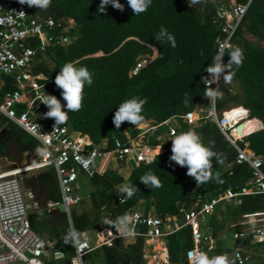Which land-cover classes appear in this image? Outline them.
Masks as SVG:
<instances>
[{
    "label": "trees",
    "instance_id": "obj_1",
    "mask_svg": "<svg viewBox=\"0 0 264 264\" xmlns=\"http://www.w3.org/2000/svg\"><path fill=\"white\" fill-rule=\"evenodd\" d=\"M245 4L248 0H225ZM102 0H51L47 10H40L44 16H53L64 24H73V41L65 46L49 49L37 57L33 69L35 74H44L54 79L68 62L77 68L87 67L92 74L93 83L85 84L83 107L79 112H69L65 124L74 131L89 138L91 147L106 143L112 149L116 139L127 142L124 130L130 136L140 131L134 125L125 122L119 129L113 124L115 112L122 102L132 98L146 99L142 115L145 122L155 120L162 123L176 118L179 133L195 131L201 142L219 155L223 163L212 158L213 179L197 186L194 178L187 175V168L170 161L172 140L161 138L159 132L147 137V142L157 150L152 163H140L124 178L118 170L108 169L105 173H95L89 177L91 191L89 200L91 211L78 213L71 211L72 226L67 214L59 212L45 213L42 217L31 216L33 228L39 233L47 230L53 242L66 252L74 255V247L64 243L69 228L81 235L89 230L100 233L106 225L123 216L127 210L144 207L145 213L153 210L156 215L180 216L181 207L190 208L198 196L205 200L218 197L226 189L238 190L248 184L252 177L247 164H236L237 150L232 147L217 125L211 120H202L198 125L190 126L182 116L208 106L205 97L203 78L208 75L205 69L212 64L218 54L217 40L223 39L224 19L218 17L214 4L207 0L190 5L189 0H152L148 10L135 16L127 0H119L124 11L115 9L111 4L105 13L99 12ZM161 27L167 29L176 40L172 47L167 39L157 41L155 36ZM247 35L264 42V0H251L248 10L236 29L229 45L224 50L223 62L228 63L230 51L234 47L243 50V66H233L235 76L231 84H226L221 75L219 91L222 98L216 99L217 112L226 110L230 103L234 107H244L249 111V119L257 118L264 122V47L253 44ZM148 65L136 75H130L141 58L154 55ZM6 78L5 89L16 88L13 81ZM43 84L41 94L58 98V87L53 82L40 81ZM187 94V95H186ZM187 100V104L184 101ZM67 111V108L64 107ZM49 111L47 106L35 113L34 119L48 128L55 121L44 118ZM258 120V121H259ZM13 141L22 153L31 152L39 143L14 123L0 115V158L4 157L7 146ZM240 147L249 148L263 160L264 171V127L246 136ZM122 166V164H121ZM147 172L157 175L162 187L153 188L140 182ZM218 177V179L216 178ZM127 183L137 188L131 198L124 203L117 200L118 186ZM28 189H40L47 200L61 202V191L54 168H46L37 176H28L24 180ZM264 212V193L246 195L241 204L223 201L210 217L215 246L213 250H204L209 258L227 255L237 247H248L247 239L229 235L233 225L245 217ZM40 223L42 225H40ZM143 239L135 244L124 245L122 239H114L89 252L87 264H147L143 260ZM171 264L187 262L186 253L193 247L192 229L187 226L166 238ZM264 242V241H263ZM162 256L166 257L165 252ZM229 260H234L229 257ZM197 261V259L195 260Z\"/></svg>",
    "mask_w": 264,
    "mask_h": 264
},
{
    "label": "built area",
    "instance_id": "obj_2",
    "mask_svg": "<svg viewBox=\"0 0 264 264\" xmlns=\"http://www.w3.org/2000/svg\"><path fill=\"white\" fill-rule=\"evenodd\" d=\"M207 1L215 5L218 17L224 19L222 32L225 37L217 40L219 53L222 47L224 51L229 45L251 0L245 4L225 0ZM21 11L25 13L24 16L19 15ZM73 28L72 23L64 24L53 16H44L38 8L21 5L18 0H0V115L34 138L39 143V147L47 149L46 155L38 154L37 148L23 153L21 165H17L5 156L0 158L8 164L4 168L0 166V264H49L53 261L73 264V261L77 259L76 248L74 247V255L69 258L65 251L33 228L31 215L39 216L45 212L50 214L62 205V211L71 221V208L82 201V197L77 192L82 175L89 178L95 173L103 174L110 169L111 164H123L134 169L140 163L153 160L157 154V150L147 142L149 135L159 132L158 139H161L162 127L166 129L165 137L171 140L175 135L180 134L176 118H170L162 123L149 120L143 126L137 127L140 132L134 137L124 130L127 142L123 143L116 139L113 148L107 149L106 143L91 147L86 135L74 131L67 125H59L56 130L53 127L54 124L43 128L33 116L44 105L41 103L43 84L40 81L50 83L55 81V78L48 79L42 73L35 74L33 69L40 54L52 48L68 45L73 41L74 36L71 34ZM154 57L153 55L149 58H141L131 70L130 75H136ZM5 77L10 78L16 88L5 89ZM205 77L212 79L209 74ZM219 83L220 81H211L209 86L216 89ZM57 94L61 104L66 107L62 90L58 88ZM215 104L216 100L214 103L209 100L206 108L193 110L182 116V119L190 126L198 125L202 120L213 121L229 144L237 150L236 164H247L251 169L252 177L248 184L238 190L229 187L218 197L210 200L198 196L192 207L180 208V216L161 217L145 213L141 207L127 210L125 214L132 217L129 227L133 229L134 235L125 236L116 231L103 241L98 240L97 246L110 243L114 239L133 243H136L139 238L145 241H160L189 226L192 229L194 245L187 251L186 256L189 261H194L204 250L210 251L214 248V238L206 221L221 202L230 201L239 205L243 196L264 193L262 158L251 149L240 147V143L246 136L264 126L261 123L249 133H243V127L240 134L237 132L240 124L244 126L246 121L257 118L249 119V111L245 110L248 114L247 118L235 115L230 119L226 116L227 110L217 112ZM78 157L91 159L92 162L87 169ZM50 167L54 168L57 174L61 202L48 201L43 208L36 194L39 189L26 188L24 180L28 173L38 174ZM37 174L33 176L36 177ZM117 200L119 203H124L126 197L118 194ZM106 225H109V222ZM202 225L206 226L205 232L200 229ZM239 225L244 227V230L234 233V238L251 236L257 242L264 241V212L245 217ZM80 240L81 243L86 244V247L79 252L80 264H87L85 257L94 247L89 237L82 236ZM57 253L62 255L58 256ZM229 257L234 260V264H249L242 248H235Z\"/></svg>",
    "mask_w": 264,
    "mask_h": 264
},
{
    "label": "clouds",
    "instance_id": "obj_3",
    "mask_svg": "<svg viewBox=\"0 0 264 264\" xmlns=\"http://www.w3.org/2000/svg\"><path fill=\"white\" fill-rule=\"evenodd\" d=\"M201 0H189L190 5L200 3ZM21 5H27L28 7H36L40 10H47L51 4V0H18ZM152 3V0H127L128 6L132 9L135 16L144 13L148 10ZM111 4L115 9L124 11V5H122L119 0H102L99 5V12L105 13L107 6ZM20 16H24V12H19ZM157 41L167 39L172 45L176 46V40L173 35L168 33L167 29L161 27L160 32L155 36ZM229 61L227 64L223 62L224 51L223 47L220 49L219 53L213 57L211 66L207 67L205 71L211 76V80L208 77L203 78L205 84V97L214 103L216 99L222 98L223 93L219 91L218 88L213 89L209 86L211 81L219 82L221 75H223L224 82L226 84H231L235 72L233 71V66L237 69L243 66V50L239 47H234L229 54ZM93 83L92 74L87 67L77 68L74 63H66L60 70L59 74L55 78L56 86L62 90L63 100L66 101L67 111L64 110V105L61 104L60 100L53 95H45L42 98L41 103L47 106L49 111L44 114V118H51L55 121L53 125L56 130L59 125L65 124L68 120L69 112H79L83 107V92L85 84L91 85ZM187 95V94H186ZM147 103L146 99L132 98L125 100L120 104L118 110L115 112L113 118V124L117 129L125 122H128L135 127H141L145 123V118L142 115L143 106ZM187 104V100L184 101ZM36 152L40 155H46L47 149L43 147H38ZM172 155L170 161L175 162V164L186 167L187 175L194 178L197 186L205 184L213 179L212 172V158L216 157L218 162L223 163L220 160L219 155L211 150V148L205 146L198 134L189 130L183 132L179 135H175L172 140ZM81 160L85 169L89 167L92 162L91 159ZM149 164L152 160L147 161ZM218 179V177H216ZM140 182L144 185L153 188L162 187L161 181L157 175L152 172H147L140 178ZM137 188L130 186L127 183L118 186V194H126L127 198H131ZM132 222V217L125 214L123 216L117 217L115 221H110L112 227L116 231L125 236L134 235V231L129 225ZM80 233L74 228L70 227L68 233L64 237V243L69 244L76 248L77 259L73 261V264H80L79 252L86 247V244L81 243ZM58 256L62 255L57 253ZM196 264H233L229 260L227 255H218L209 258L205 253H200Z\"/></svg>",
    "mask_w": 264,
    "mask_h": 264
},
{
    "label": "crops",
    "instance_id": "obj_4",
    "mask_svg": "<svg viewBox=\"0 0 264 264\" xmlns=\"http://www.w3.org/2000/svg\"><path fill=\"white\" fill-rule=\"evenodd\" d=\"M5 81H6V79H5ZM34 115H35V113L33 114V116ZM161 130H163V135H162L161 138H166L165 135H164V131L166 129L164 127H162ZM109 168L118 170V172L122 176H124V178H128V176L130 175L131 171L133 170L131 168L126 167L123 164H122V166H121V164H118V165L117 164H111ZM79 191L80 192L82 191V187L80 185H79V189L77 190V192H79ZM90 191H91V188H90L89 191H87V193H86L87 195L85 197H83L84 199H87L88 202H90V200H89V192ZM37 195H38L37 197L39 198V200H40V198L42 196H44L40 189L38 190V194ZM83 198H82V200H83ZM48 201H50V200H47L46 202H48ZM50 202H52V201H50ZM141 208L145 211L143 206ZM60 210H62V209H58V210H56L54 212H59ZM88 211L89 210H87L86 212H88ZM45 213H43V215H39V216L32 214L31 216L42 217V216H44ZM149 213L156 215L155 212L153 210H151V208L149 210ZM211 216H209L207 218L206 223L209 221ZM241 220H243V219H241ZM241 220H239L235 225L232 226L233 227V231H230L229 235H230L231 232L237 233V232H240V231L244 230V227L239 225ZM70 223H71V226H72V221H70ZM205 228H206V226L202 225L200 229L202 230V232H205ZM115 233H116V229L115 228H114V230L106 228L102 232L101 235H100V233H94L93 230H89V231H86L84 233V236H87V237L90 238L91 243H92V245L94 247L93 250H95V249H97L98 247L101 246V245L97 246L96 243H97L98 240L103 241L104 238H107L110 235L115 234ZM40 234L42 236H44L46 239H48V240L53 242V239L50 236L49 230H47L44 233L42 232ZM212 236H213V234H212ZM232 237H234V234H233ZM166 238H167V236L163 240H160V241H151V240H146V241L144 240L143 241L142 256H143V260H146L147 264H171L170 253H169V249H168V246H167ZM241 239H247L250 242V245L248 247H238V248H242L245 257L248 258V263L251 262V264H264V260L262 259V257L264 256V252H263V250H264V242H257L251 236H248V237H245V238H241ZM122 241H123L124 245L135 244L133 242H127L125 240H122ZM193 245H194V243H193ZM214 246H215V242H214ZM162 252H165L166 257L162 256ZM186 259H187V256H186ZM59 262H62L61 264H65V261H53V262H50L49 264H56V263H59ZM183 264H196V261L195 260L194 261H189L187 259V262H185Z\"/></svg>",
    "mask_w": 264,
    "mask_h": 264
},
{
    "label": "rangeland",
    "instance_id": "obj_5",
    "mask_svg": "<svg viewBox=\"0 0 264 264\" xmlns=\"http://www.w3.org/2000/svg\"><path fill=\"white\" fill-rule=\"evenodd\" d=\"M247 39L248 40H250L253 44H255V45H258V46H263L264 47V42H262V41H259V40H257L255 37H252V36H250V35H247ZM157 51L156 50H154V56H157ZM232 106H233V104L231 105V103H230V105L228 104L226 107H225V109L228 111V109L229 108H232ZM242 107H234V109H235V111L234 112H236V111H239L240 109H241ZM244 108V107H243ZM229 110H231V109H229ZM247 110V109H246ZM233 112V113H234ZM232 112H228L227 114H231ZM7 165L8 164H6V163H4L2 160H0V166L1 167H7ZM35 174H37L36 172H31V173H28L27 174V177L28 176H31V175H35ZM79 185L82 187V191L80 192H78L80 195H81V197L83 198V197H85L87 194V191H89L90 190V188H91V183H90V181H89V179H88V177L87 176H85V175H82V177L80 178V181H79ZM58 209H63V207H62V205H59L58 206ZM87 210H89V211H91L92 209H91V205H90V202H88V200L87 199H84L83 198V200L81 201V203L80 204H78V205H76V206H74V207H72L71 208V211L72 212H74V211H76V212H79V213H82V212H84V211H87ZM40 225H42L41 223H40ZM263 252H264V250H263ZM262 259L264 260V256L262 257ZM62 262H59V263H56V264H61Z\"/></svg>",
    "mask_w": 264,
    "mask_h": 264
},
{
    "label": "water",
    "instance_id": "obj_6",
    "mask_svg": "<svg viewBox=\"0 0 264 264\" xmlns=\"http://www.w3.org/2000/svg\"><path fill=\"white\" fill-rule=\"evenodd\" d=\"M261 123L262 126H264V122L261 121ZM242 129H243V124H240L237 127V132L241 134ZM5 157H7L12 162H15L17 165H21L24 158L23 153L19 150L18 146L13 141H11V143L7 146L5 150ZM36 194H38V191H36ZM46 201H47V196L44 195L40 198V203L43 208L45 207ZM233 234H234L233 232L230 233L231 236H233ZM249 264H251V262H249Z\"/></svg>",
    "mask_w": 264,
    "mask_h": 264
},
{
    "label": "bare ground",
    "instance_id": "obj_7",
    "mask_svg": "<svg viewBox=\"0 0 264 264\" xmlns=\"http://www.w3.org/2000/svg\"><path fill=\"white\" fill-rule=\"evenodd\" d=\"M234 109V108H233ZM231 109V110H233ZM245 108H241L239 111H225L226 112V116L229 117L230 119H232L233 117H235V115L239 116H244V118H247L248 114L247 111H245ZM228 112H232L231 114H227ZM234 112V113H233ZM261 125V122L258 121L257 119H253V120H248L244 123V132L243 133H249L250 131L256 129L257 127H259Z\"/></svg>",
    "mask_w": 264,
    "mask_h": 264
}]
</instances>
